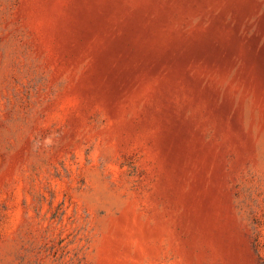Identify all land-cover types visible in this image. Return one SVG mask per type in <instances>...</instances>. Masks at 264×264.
<instances>
[{
    "label": "rangeland",
    "instance_id": "374dc122",
    "mask_svg": "<svg viewBox=\"0 0 264 264\" xmlns=\"http://www.w3.org/2000/svg\"><path fill=\"white\" fill-rule=\"evenodd\" d=\"M0 264H264V0H0Z\"/></svg>",
    "mask_w": 264,
    "mask_h": 264
}]
</instances>
